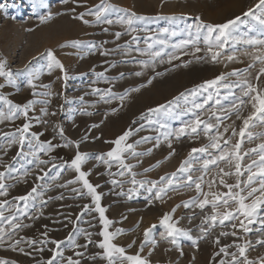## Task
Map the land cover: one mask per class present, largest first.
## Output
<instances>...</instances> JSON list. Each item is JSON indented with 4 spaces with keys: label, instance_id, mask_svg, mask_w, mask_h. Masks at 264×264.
I'll list each match as a JSON object with an SVG mask.
<instances>
[{
    "label": "rangeland",
    "instance_id": "1",
    "mask_svg": "<svg viewBox=\"0 0 264 264\" xmlns=\"http://www.w3.org/2000/svg\"><path fill=\"white\" fill-rule=\"evenodd\" d=\"M99 2L100 0H79L82 6H77L73 3L64 4L62 0H43V3L48 5V7H44L41 0H0V57L6 59L8 67L14 73L19 74L16 81L17 87L8 85L4 89H0V95L7 96L14 103H26L28 100L36 101L33 109L29 112V116L33 123L31 131L43 133L41 141L52 140L54 144L63 143L57 131L58 127H62L68 139L80 141V152L88 153L93 157L107 152L113 147L105 141L114 140L128 128L136 129L143 124L144 128L139 132H134L128 141V143H134L141 140L142 137L150 138L135 148V151L143 152L145 155L138 158L128 157L126 160L127 163L136 166L133 169L137 173L136 179L158 181L161 176L170 177L174 172L180 179L174 182L173 187L167 189L163 201L153 199L152 203L149 204L145 197H150V194L143 188L133 194L132 199L118 195L120 191L127 192L129 188L133 187L127 183L130 177L127 175L115 177L124 181L122 189L116 187L111 183L112 178L107 175L106 166L95 159H90L83 170L91 172L88 177L91 183L100 185L97 191L103 194L102 206L108 209L106 215L114 221L110 230L122 228L125 233L119 236L115 243L124 246L129 254L135 253L143 241L144 230L152 224L159 225V218L164 213L171 212V209L178 204L181 207L176 209L173 216L174 221H178V226L190 231L193 238L196 239L201 235L199 231L200 210L196 208L186 209L182 206L183 202L190 200L196 193L194 188L189 190L184 187L182 181L187 173H179L177 169L181 162L188 158L193 147H200L208 141L204 137H200L196 141L190 140L186 136L180 140L172 137V149H169L163 133L173 132L181 127L183 122L192 118L191 114H186L178 119L161 117V120L167 125L166 129H160L159 124L149 125L147 120H140V116L146 114L149 108L167 104L169 100L181 92L193 89L222 73H231L236 69L244 70L251 62V57L244 54L248 46L229 43L225 47L219 63H212L210 58L197 61L191 54L178 53L180 59L173 60L171 64L166 62L168 56L174 51L169 47L163 49L164 56L162 58L165 63L161 64L157 60L154 68L151 66L143 67L141 62L150 64V58L141 55L136 49H145L144 37L154 35L163 28L177 31L178 35L172 37L170 43H179L183 39H188V34L184 29L187 25L196 23V17H199L205 24L225 23L229 19L241 16L244 11L256 3V0H108L117 8L124 10L121 15L135 13L137 16L146 18L136 23L137 28L144 30L133 33V35L139 36L140 40L138 44L132 45L130 55H125L123 49L131 41V35L124 34L119 40H116L114 36L116 31H125L121 26H87L72 18L73 15L85 11L86 7H92ZM72 8H75L74 13L69 11ZM49 11L52 13L53 19L41 24L39 17L46 15ZM171 17L177 19L172 20ZM87 18L93 19L92 17ZM111 18L115 19V16ZM245 21L246 24L241 25L239 30L241 36L248 35L264 39V36L258 32H248V27L254 22L248 18H245ZM106 27L109 28L107 33L103 31V28ZM72 41L95 43L98 47L89 50L63 46L69 45ZM103 41H107V43L102 44ZM117 46L120 47V50L110 51L109 55L100 54L104 49L114 50L117 49ZM199 46L202 49L206 48L203 44V33ZM49 49L54 51L57 58L63 63L67 71V79H64V74L58 69L48 74L46 70L48 60L42 54ZM233 49L236 50L237 60L228 62L224 57L233 54ZM154 50H161V46L157 44ZM187 51L191 52V47ZM248 51L253 50L248 49ZM196 55L207 56L205 51ZM185 63H187V67L183 66ZM26 66L33 70H44L41 72L40 78L34 81L37 85L35 89L27 86L28 73L24 71ZM259 67L260 65L257 64L256 68L252 70L253 73ZM137 71H142L143 75L136 76ZM99 73H104V76L99 77ZM121 73L124 75L121 76ZM149 79H152L150 85L147 83ZM233 79L235 78L230 77L228 82ZM0 82H3L2 78H0ZM43 85L50 86V96L42 95L49 91ZM94 88L101 91L111 89V102L105 103L98 94H93ZM133 88H140V91L131 92L130 90ZM33 91L37 95L33 96ZM125 93L129 94L125 100L121 101L119 97ZM206 95L207 93H204L198 97L197 102H203ZM220 99L221 104L228 107L234 97L228 95L227 89L221 88ZM181 106H183V101H181ZM43 108H46L50 113L48 116H43L41 111ZM52 112H55L56 115H51ZM86 113H91V115ZM37 118L40 123H36ZM232 119L234 120L235 117L233 116ZM133 121L136 123L133 124ZM24 122L23 117L14 123L5 122L0 124V131H14ZM226 123L230 124L232 120H228ZM240 123V121H236L237 125ZM93 124L100 126L92 128L91 125ZM251 131L264 133V127H256ZM84 136H87L88 139L81 141V137ZM235 139L233 138V142ZM157 143L159 144L158 147L156 146ZM259 143H264V138L246 140L242 147L243 150H247L256 147ZM149 149H151V154H147ZM25 150L27 151V149ZM16 151L17 146H12L7 155L3 157L4 161L10 163L16 155ZM173 151L174 154L170 155ZM73 154V149L57 148L50 155L41 153L40 158L49 160L50 156H54L57 158L55 162L59 164L61 159H69ZM196 155L201 156V154ZM203 158L201 157V159ZM244 162L250 163L251 157H245ZM16 168L19 169V172L16 173L17 176H22L25 169L31 170V174L25 178L26 182L9 180V183L14 184L11 189V196L27 193L34 186V182L58 184L65 183L74 177L73 172L65 171L59 180L53 182L50 177L56 173L57 169H52L49 178L44 182H37L35 176L39 173V169L34 165L28 164L26 160L18 159ZM48 168H51V164L45 168V171ZM145 168L150 169L149 172L144 173ZM200 168L201 162L195 161L191 173L193 178L201 175V172L198 171ZM3 170V167H0V171ZM111 171L114 173L118 171V166L115 163ZM214 174L212 172L205 175L204 179L208 180ZM176 184H179V188H176ZM71 187H79V185L69 186V188L53 186L46 190L44 199L48 200V204L43 209L44 215L35 221L26 219L25 222L31 223L33 226L25 229L21 235L39 238L40 233L45 231V225L49 237L57 240H65L73 227L93 233L99 232L101 229L98 223V214H85L82 219L76 220L82 210V205L90 203V200L88 198H75V194L70 191ZM59 195H63L64 198L62 200H49V197ZM69 214H71V221L73 222H69L67 218ZM93 216H96L97 219H93ZM190 217L191 220H189ZM89 221H91V225L96 226L92 227ZM257 226L253 225L252 227ZM218 231L219 229L215 230V232ZM163 232L164 229L158 226L153 234L157 242L156 246L154 248L145 246L144 248L143 255L150 260L151 264H210V257L215 250L211 240H199V247L197 248L192 245L191 241L181 239L180 245L183 250V256H181L173 245L161 238ZM249 236L253 241L257 239L255 233H251ZM93 239L99 240L101 238L94 235ZM132 241L136 242L135 245L127 248ZM77 242L84 244L83 236H80ZM231 242V237L222 238V243ZM47 247L53 246L48 245ZM62 249H65L66 257L74 256L73 250L68 245H62ZM77 250L83 251V249ZM101 251L95 246L89 245L87 255H94ZM149 251L152 253L151 256L148 255ZM261 254H264V248L257 247L255 250H249L250 258H255ZM50 255L47 250L42 254L33 253L35 259L41 257L47 259ZM0 257L15 259L18 264H35L33 257H26L18 252L4 249H0ZM82 264H106V262L97 258L95 261L85 259Z\"/></svg>",
    "mask_w": 264,
    "mask_h": 264
},
{
    "label": "snow or ice",
    "instance_id": "2",
    "mask_svg": "<svg viewBox=\"0 0 264 264\" xmlns=\"http://www.w3.org/2000/svg\"><path fill=\"white\" fill-rule=\"evenodd\" d=\"M64 4L73 3L77 6H82L79 0H62ZM41 4L48 7L47 4ZM70 12H75V8L69 9ZM124 10L117 8L108 0H100L99 3L92 7H86V10L72 16L74 20L81 21L87 26L97 25H119L125 29L124 32L116 31L115 39L119 40L122 35H131V41L124 46V54L130 55L132 45L138 44L140 37L133 35L144 29L136 27L137 21L146 19L145 17L137 16L135 13H123ZM115 16V19L111 18ZM87 17H92L89 20ZM245 18H248L252 23L248 27V32H258L264 36V0H256V3L244 11L241 16H236L221 24H205L199 17L195 18L196 23L186 26L184 31L188 34V39H183L179 43H170L172 37H176L178 32L163 28L157 31L154 35L144 37L146 44L145 49L137 48L136 51L143 56L149 57L151 63L141 62L143 67L155 66L157 60L159 63H165L162 58L164 56L163 49L172 48L174 51L168 56L167 63L171 64L173 60L180 59L178 53L185 55L191 54L197 61L210 58L212 63H219L224 49L229 43L243 44L248 46L245 50V55L251 57V62L244 70H233L231 73H222L214 79L207 80L193 89L181 92L178 96L169 100L167 104L158 105L155 108H149L146 114L140 116V120H147L149 125L159 124L160 129H166L167 125L161 120V117L168 119H178L186 114H191L192 118L183 122L181 127L173 132H164V140L167 141V146L172 149V140H180L182 137H187L190 140L196 141L200 137H204L208 142L200 147H193L188 154V158L181 162L177 172L187 173L183 178L184 187L189 190H195L196 195L190 200L183 202V207L186 209H199L201 214L200 219V236L193 238L190 231L178 226V221H174L173 216L176 209L181 205H176L171 209V212L164 213L159 218V225L152 224L143 232V241L139 249L129 254L124 246L117 245L116 239L125 234L122 228H117L114 231L110 230L114 221L106 215L108 209L102 206V193L97 189L100 185H94L88 177L90 171H85L84 166L90 159L102 163L106 166L107 175L111 177V183L119 188H123L124 181L118 180L115 177H124L127 175L133 187L127 192L120 191L118 195L127 196L132 199L133 194H136L139 189H145L149 194L145 199L149 204L152 200L163 201L167 189L173 187L174 182L178 179L177 173H172L170 177L161 176L158 181L137 180V173L133 171L135 165L126 162L128 157L138 158L145 155L143 152L135 151L136 146L143 142H147L149 137H142L141 140L134 143H128L134 132H139L144 128L141 124L139 128L132 129L131 127L125 130L116 139L105 141L113 145L107 152L91 156L88 153L79 151L80 141H72L65 136L64 129L58 127V135L63 143H53L52 140L41 141L43 133L32 132V118L29 116L30 110L33 109L36 101L28 100L26 103H14L7 96L0 95V124L5 122L14 123L21 117L25 122L11 132L0 131V249L11 252H18L26 257H35L33 253H44L47 250L51 255L44 259H35V264H82L83 260L95 261L97 258L106 262V264H151L150 260L143 255L145 246L154 248L156 241L154 239V230L157 227L164 229L161 233V238L173 245L176 250L183 256V250L180 245L181 239L191 241L194 247H199V240H211L214 245V252L210 257V264H264V254L255 258L249 257V250H255L257 247L264 248V143H259L256 147L243 150L245 141L264 138V133H254L251 129L256 127H264V39H258L253 36L239 34L241 25H245ZM40 23L44 24L53 19L52 13L49 11L46 15L39 17ZM170 19L175 20L176 17ZM29 31H32L29 29ZM105 33L109 32V28H103ZM203 33V44L206 46L202 49L199 46L201 34ZM107 43L103 41L102 44ZM161 46V50H154L156 45ZM64 47L87 48L89 50L97 49L95 43L72 41ZM191 47L192 51L187 49ZM117 49H104L100 52L101 55H109L110 51H118ZM205 51L207 56H197V53ZM228 54L224 58L228 62L237 60L235 55ZM42 55L47 57L48 63L46 70L51 74L53 70L58 69L64 74V79H67V71L63 63L57 58L54 51L47 50ZM31 64V62H29ZM259 64L260 67L253 73V69ZM187 67V63L183 65ZM25 72L28 73L27 86L35 89L34 81L40 78L43 69L33 70L26 66ZM18 73H14L7 65L6 59L0 57V89L11 85L17 87ZM124 74L121 73V76ZM136 76H142V71H137ZM99 77H103L104 73H99ZM230 77H234L231 82ZM147 83L150 85L152 79ZM49 89L48 92L42 95L50 96V86L43 85ZM227 89L228 95L234 97V100L228 107L221 104L220 89ZM212 90V91H209ZM131 92H138L140 88H133ZM93 94H98L100 99L105 103L111 102L112 91L105 89L101 91L98 88L92 90ZM207 93L203 102H197V98ZM33 96L37 95L33 91ZM129 93H125L119 97L121 101L125 100ZM183 101V106H181ZM47 103V101H45ZM43 116H48L50 113L46 108L42 110ZM115 111V110H113ZM91 115V113H86ZM55 116L56 113L52 112ZM235 117L233 120L232 117ZM232 120V123L226 121ZM240 121V125L236 121ZM36 123H40L37 118ZM136 121H133L135 124ZM99 124L91 125L92 128H98ZM229 133H231L229 135ZM233 138L235 142H233ZM55 139V137H53ZM88 137H81V141L87 140ZM159 139V138H158ZM12 146H17L15 157L10 163L5 162L3 157ZM157 147L159 144L157 143ZM57 148H70L74 150V154L69 159H61L57 164L56 157L50 156L49 160L40 158V154L50 155ZM27 149V151L25 150ZM147 154H151V149ZM174 151L170 153L173 155ZM196 154H201L197 156ZM31 157V159H28ZM201 157H204L201 159ZM245 157H251L250 163H245ZM18 159L26 160L28 164L34 165L39 169V173L35 176V181L44 182L49 178V173L52 169H57L56 173L50 177L55 182L61 178L65 171L74 173L72 179L65 183L47 184L35 183L30 191L22 195L11 196V189L14 184L9 183V180L26 182V177L31 174V170L25 169L22 176H17L19 169L16 168ZM195 161L201 162V168L198 171L201 175L193 178L192 165ZM118 166L117 172H112L113 164ZM51 164V168L45 171V168ZM150 169L145 168L144 173ZM214 172L210 179L205 180L204 176ZM246 174V178H245ZM232 180V182H229ZM79 185V187H71L70 191L75 194V198H88L90 203L82 205V210L76 217L79 221L85 214H98V223L100 231L93 233L91 231L81 230L73 227L65 240L51 239L45 225V231L40 233L39 238H29L21 235L25 229L31 228V223H26L25 220L35 221L40 219L44 213L43 209L47 206L48 200L44 199L45 191L53 186L58 188H69V186ZM147 186V187H146ZM179 188V184H176ZM155 190V191H154ZM11 198L9 199V197ZM63 195L49 197V200H62ZM69 222L71 214H69ZM93 219H97L93 216ZM191 220V217L189 218ZM91 225V221H89ZM258 225L257 227H252ZM95 227L96 225H91ZM219 229L218 232H215ZM230 229V230H229ZM215 233V234H214ZM257 234V239L253 241L249 234ZM99 236L101 239L94 240L93 236ZM83 236L85 243L77 242L78 238ZM232 238L231 243H222V238ZM132 241L127 248L135 245ZM52 245L53 247H47ZM62 245H68L74 252V256H65V249ZM89 245L102 250L94 255H87ZM77 249H83L78 251ZM151 251L148 255L151 256ZM76 257V258H74ZM0 264H18L15 259L0 257Z\"/></svg>",
    "mask_w": 264,
    "mask_h": 264
}]
</instances>
